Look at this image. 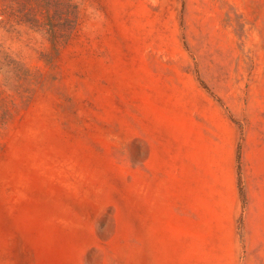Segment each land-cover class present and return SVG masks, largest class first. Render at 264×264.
<instances>
[{"label": "rangeland", "instance_id": "obj_1", "mask_svg": "<svg viewBox=\"0 0 264 264\" xmlns=\"http://www.w3.org/2000/svg\"><path fill=\"white\" fill-rule=\"evenodd\" d=\"M0 264H264V0H0Z\"/></svg>", "mask_w": 264, "mask_h": 264}]
</instances>
